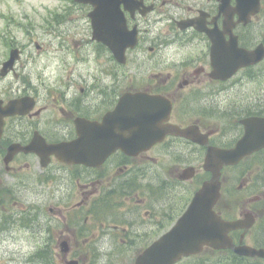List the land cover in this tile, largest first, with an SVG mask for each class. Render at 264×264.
Masks as SVG:
<instances>
[{
  "label": "flooded vegetation",
  "instance_id": "obj_1",
  "mask_svg": "<svg viewBox=\"0 0 264 264\" xmlns=\"http://www.w3.org/2000/svg\"><path fill=\"white\" fill-rule=\"evenodd\" d=\"M70 1L26 34V43L0 34V243H22L16 231H24L37 234L43 264H136L211 178L204 169L209 149L234 146L245 119L264 118V57L220 79L222 49L264 52V0L249 18L239 15L238 0L229 1L231 17L221 0H124L128 27L138 32L124 62L94 39V6ZM16 48L18 59L4 72ZM50 50L58 53L56 75L39 65ZM130 92L164 97L171 103L165 125L189 129L190 137L170 132L136 152L116 149L102 160L95 154L91 165L47 155L48 145L72 142L87 126L91 136L113 131L109 116ZM14 101L21 113H10ZM29 145L36 150L23 149ZM239 166L258 170L247 181L262 184L264 148L225 167L223 184L225 170ZM253 213V227L232 236L262 248L264 212Z\"/></svg>",
  "mask_w": 264,
  "mask_h": 264
},
{
  "label": "water",
  "instance_id": "obj_2",
  "mask_svg": "<svg viewBox=\"0 0 264 264\" xmlns=\"http://www.w3.org/2000/svg\"><path fill=\"white\" fill-rule=\"evenodd\" d=\"M76 1L95 5L96 9L91 13L95 37L109 45L116 58L124 62L126 48L134 46L137 41L136 30L127 29L126 19L120 8L124 0ZM221 1L222 12L227 17H231L230 0ZM259 1L238 0L236 10L242 13L249 6L256 11ZM17 57L18 50H13L5 66L12 67ZM263 57L264 52H243L237 44L231 52L222 49L220 51V78H228L240 67L256 63ZM164 103L165 99L160 96L129 93L125 95L115 113L116 117L124 120L120 132L116 131V126L113 125V131L105 129L103 134L91 136L89 134L91 127L87 126L79 130L78 139L69 143L48 145L46 153L47 155L54 153L59 159L68 163L91 165L95 154L102 160L118 148L132 152L139 145L140 150L165 136L167 127L163 125V122L168 118L170 108L167 105L164 109ZM12 112L17 113L15 108ZM245 128L244 136L235 147L209 149L204 167L212 173L211 179L205 181L196 192L189 208L179 219L177 225L141 255L137 264H174L183 256L200 253L206 246L214 249L230 248L235 253L244 256L264 257V248L256 249L248 245L237 246L230 236L233 230L252 226L254 217L251 213H246L245 219L226 220L215 211V206L221 197V176L224 166L235 165L245 156L264 147V118L255 117L246 120ZM177 133L190 136L188 131ZM143 141L144 144H142ZM23 149L31 151L36 150V147L29 145Z\"/></svg>",
  "mask_w": 264,
  "mask_h": 264
},
{
  "label": "rangeland",
  "instance_id": "obj_3",
  "mask_svg": "<svg viewBox=\"0 0 264 264\" xmlns=\"http://www.w3.org/2000/svg\"><path fill=\"white\" fill-rule=\"evenodd\" d=\"M70 0H0V34L13 33L11 35H17V42H27L26 34L39 31L43 26H46L47 20L49 21L52 17H57L59 7L67 5ZM254 26L253 29H255ZM7 35V34H6ZM8 38V37H7ZM6 39V38H5ZM8 39L2 42V48L5 49L8 46ZM34 51V49L32 48ZM35 52V51H34ZM1 53V51H0ZM37 55L36 53H34ZM26 59V57H24ZM39 65L49 64L51 66L50 71L57 74V66L59 64L58 53L50 52L44 53L39 57ZM261 79H258L260 82ZM258 89V85H257ZM258 170H251L246 166H239L237 168H230L225 170L224 174V188L225 196L222 200V207L229 211V213L239 217L241 213L248 209H252L256 213L264 212V203L255 201L258 197L264 199V179H261L262 184L252 185L247 181L250 174H254ZM204 176V175H202ZM206 179V174L204 176ZM199 180V179H198ZM193 181V190L197 188V182ZM32 197L35 196L31 193ZM258 229H254L252 234ZM22 239V243L7 244L0 243V264H43L42 260H36L35 257H39L36 254L40 251L39 248H35L36 233L19 232ZM246 238L247 242L252 241V235ZM14 237L10 238L12 241ZM30 240V243L25 241ZM4 241L2 237L0 239ZM33 246H32V245ZM8 245V246H7ZM57 250H55V253ZM184 264H264L263 261L256 260H236L229 252L215 253L208 252L203 254L199 258H192L186 261Z\"/></svg>",
  "mask_w": 264,
  "mask_h": 264
},
{
  "label": "trees",
  "instance_id": "obj_4",
  "mask_svg": "<svg viewBox=\"0 0 264 264\" xmlns=\"http://www.w3.org/2000/svg\"><path fill=\"white\" fill-rule=\"evenodd\" d=\"M220 211H221L222 213L224 212V214H225L226 216H230V214L227 213L226 211H224L223 209H220ZM226 252H229V254L231 253L234 259H236V260H242L241 258L235 256V254H233L232 252H230V251H226Z\"/></svg>",
  "mask_w": 264,
  "mask_h": 264
}]
</instances>
